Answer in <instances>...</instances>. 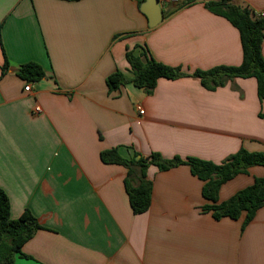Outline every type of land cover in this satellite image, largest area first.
Here are the masks:
<instances>
[{"label": "crops", "instance_id": "crops-1", "mask_svg": "<svg viewBox=\"0 0 264 264\" xmlns=\"http://www.w3.org/2000/svg\"><path fill=\"white\" fill-rule=\"evenodd\" d=\"M140 1L0 0V189L13 219L28 210L40 225L14 264H264V205L245 228V215L217 220L188 166L150 165V207L135 214L128 169L101 159L112 148L215 164L241 148L264 152L256 80L209 90L193 75L242 63L238 29L197 0L162 8L150 28ZM231 1L264 16V0ZM141 46L184 76L151 93L129 82L109 91L107 77L130 76L126 52ZM27 62L46 72L30 92L16 75ZM139 177L135 167L134 186ZM257 177L264 167L224 184L219 201Z\"/></svg>", "mask_w": 264, "mask_h": 264}, {"label": "trees", "instance_id": "trees-1", "mask_svg": "<svg viewBox=\"0 0 264 264\" xmlns=\"http://www.w3.org/2000/svg\"><path fill=\"white\" fill-rule=\"evenodd\" d=\"M144 0H141L142 3ZM206 7L214 14L226 18L240 33L243 51V60L239 66H220L208 71L197 70L193 73L201 79L202 84L209 90L222 86L228 79L254 78L257 82V93L262 110L259 117L264 119V56L262 46L264 43V16L254 17L248 8L232 3L231 0H208ZM1 43V25H0ZM140 52L127 50L126 59L130 65V76L116 71L106 79L109 91L119 89L126 83H132L151 93L159 79H177L184 76L178 67H171L156 61L145 46ZM9 68L6 60L2 66L5 73ZM16 75L25 83H38L45 79L46 72L36 62H27L17 71ZM135 154L130 159L125 158L118 148L105 150L101 159L107 164H119L128 169L126 189L130 205L135 214L146 212L151 203L152 182L147 179L146 170L150 165L156 166L160 171L186 165L193 176L203 184L202 194L208 201L202 210L211 213L215 219L228 217L239 219L245 215L242 227L245 228L253 219L256 212L264 205V177L254 179L252 185L240 190L226 201H219L221 187L241 174H247L253 166L264 167V152H250L241 148L229 156L221 164H215L197 157L164 158L160 153L154 152L143 158ZM138 158V159H137ZM140 170L139 184L134 186V168ZM40 229L36 218L28 210L17 219L11 216V203L7 194L0 189V264H14L18 255H22V247Z\"/></svg>", "mask_w": 264, "mask_h": 264}, {"label": "water", "instance_id": "water-1", "mask_svg": "<svg viewBox=\"0 0 264 264\" xmlns=\"http://www.w3.org/2000/svg\"><path fill=\"white\" fill-rule=\"evenodd\" d=\"M140 10L148 18L150 28L156 27L164 16L159 0H144L140 6Z\"/></svg>", "mask_w": 264, "mask_h": 264}, {"label": "built area", "instance_id": "built-area-1", "mask_svg": "<svg viewBox=\"0 0 264 264\" xmlns=\"http://www.w3.org/2000/svg\"><path fill=\"white\" fill-rule=\"evenodd\" d=\"M197 1L207 2L208 0H197ZM179 2H180V0H159L161 9L162 8H168L169 6H171L173 4H177ZM32 87H33V83H26L24 90L26 92H30L32 90ZM39 110H40L39 108H36V112H38ZM139 112H140V114H143L144 110L139 109Z\"/></svg>", "mask_w": 264, "mask_h": 264}]
</instances>
